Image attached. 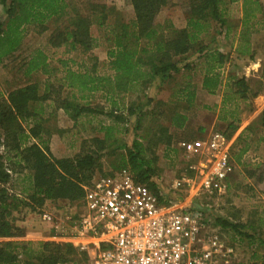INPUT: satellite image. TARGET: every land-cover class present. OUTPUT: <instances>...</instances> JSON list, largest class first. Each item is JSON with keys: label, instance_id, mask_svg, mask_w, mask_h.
Wrapping results in <instances>:
<instances>
[{"label": "trees", "instance_id": "1", "mask_svg": "<svg viewBox=\"0 0 264 264\" xmlns=\"http://www.w3.org/2000/svg\"><path fill=\"white\" fill-rule=\"evenodd\" d=\"M127 1L133 6L134 18L119 26H107L108 34L112 36L108 37V41L112 42L107 52L111 71L108 75L98 72L96 62L92 68H66L63 84L47 79L41 87L40 83L31 82L11 90L6 98H0V264L88 262V254L79 251L70 242L4 238L23 236L24 230L14 216L21 209L30 214L42 210L48 201L58 200L78 202L81 206L83 186L90 182L99 167L98 153L116 143L118 147L127 150L123 157L124 164L135 178L146 183L156 193L161 192L162 200L169 198L153 179L159 171L157 148L167 128L157 125L153 136L146 143L138 138L130 145L120 143L121 136L126 132V120L115 111L126 93L144 90L158 77H170L181 67L187 68L188 64H183V56L202 53L206 49L202 35L207 32L211 21L222 23L223 0H188L185 5L186 26L171 27L166 32L158 26L156 19L169 0ZM0 4L4 10L0 17V63L10 58L22 44L24 24L44 25L49 18L64 15L67 6L65 0H0ZM91 11L97 15L100 25L106 23V5L93 3ZM91 17L77 14L73 27L53 33L50 44L53 47H64L65 53L79 47L83 48L84 53L88 52L95 46L90 31ZM47 58L41 49L34 50L26 62L24 74L29 76L39 70L48 74ZM61 62L67 66L64 60ZM64 86L73 91L71 96H62ZM98 91H102V95L113 106L111 114L114 115V124L99 127L97 130L102 131L103 136L83 140V147L74 156H55L49 147L46 108L62 109L74 121L82 115L104 114L105 109L101 104L90 102V98ZM80 100L87 101L81 103ZM133 109L132 106L128 109L129 114L134 113ZM88 141L91 146L86 147ZM167 142L170 143V140ZM24 171L31 173L27 195L9 193L2 185L14 173ZM215 220V225L232 227L239 232L238 224L223 217H216Z\"/></svg>", "mask_w": 264, "mask_h": 264}, {"label": "rangeland", "instance_id": "2", "mask_svg": "<svg viewBox=\"0 0 264 264\" xmlns=\"http://www.w3.org/2000/svg\"><path fill=\"white\" fill-rule=\"evenodd\" d=\"M65 2L67 6L64 15L53 16L44 25L28 23L22 26V44L10 58L4 59L0 63V98H6L11 90L31 82H38L41 87L47 79L63 84L66 68H72L73 70L85 67L92 68L96 62L100 74L108 75L111 72L107 52L112 44L108 41V37L112 36L108 34L109 29L107 26H119L121 23L133 19V6L127 0H65ZM186 2L188 0H169L167 7L163 8L157 16L158 26L163 27L166 32L168 28L175 27V25L183 26L186 24ZM93 3L106 5L108 17L104 25H100L97 15L92 14L91 6ZM3 13V6L0 4V17ZM77 14L89 15L90 17L92 14L90 31L95 39V46L86 53H84L82 47L70 53H65L64 47H53L49 40L51 35L58 30L72 28ZM212 22L208 26L207 32H204L202 36L208 32H219L221 25L215 23L214 26ZM36 49H41L47 55L49 72L47 74L39 70L26 76L24 74L27 66L26 62ZM61 60H64L67 66H63ZM185 73L182 71L177 73L170 80V85L172 82L186 80ZM199 75V72H197L194 80H197L200 77ZM141 91V89H138L126 93L123 101H120L117 106L119 108L115 112L121 114L126 120L124 124L126 132L121 136L120 143L125 142L130 145L135 138L146 143L148 138L150 139V136H153L155 132L157 122L153 119V115L148 113L154 108L155 103L144 106L145 100H141V97L145 96V92L142 93ZM72 92L71 89L64 86L62 96H71ZM74 92L76 91L74 90ZM153 93L154 90L151 89L149 94L152 95ZM76 94L79 95L78 92ZM102 94V91L96 92L90 98V102L101 104L105 109V113L93 116L82 115L77 121H74L62 109L46 108V115L48 116L46 126L50 132L49 147L55 156H74L83 147V140H90L94 136H103V132L97 130L99 127L114 124V115L111 114L113 106ZM86 101L80 100L81 103ZM131 106L134 108V113L129 114L128 109ZM138 119H141L140 122ZM137 126L139 127L136 128ZM90 144L88 141L85 145L89 147ZM118 146L116 143L98 153L99 167L96 169L95 175L109 173L114 170L129 169L124 164L123 158L127 150ZM91 148L93 149V147ZM170 152L158 154L159 171L157 176L153 177L156 179L154 181L157 186L164 190L169 198L176 200L182 206L189 208L203 207L207 218L212 224L216 221V217H223L238 224L239 232L232 227L222 225H216V227L221 234L233 244L235 243L240 264H264V177L258 184L257 175L260 170L242 167L236 171L239 175L236 185L235 182L232 183L231 189H228L225 194L212 197L206 195L195 197L194 190H187V188L176 190L172 188L173 180L184 173L190 158L186 154H172ZM262 171L264 174V170ZM29 176H31L29 171L14 173L13 177L2 186L9 193L26 196L27 188L30 185ZM80 207L78 202L70 203L58 200L55 202L48 201L42 210H35L30 214L24 213L25 211L21 209L19 212H15L14 216L24 230L23 236L4 238V240L70 242L79 251L88 254L89 259L86 264H91L89 255L91 250H82L76 245L90 242L88 238L78 235L74 229L75 214ZM44 211L52 215L54 222L47 221L42 217Z\"/></svg>", "mask_w": 264, "mask_h": 264}, {"label": "built area", "instance_id": "3", "mask_svg": "<svg viewBox=\"0 0 264 264\" xmlns=\"http://www.w3.org/2000/svg\"><path fill=\"white\" fill-rule=\"evenodd\" d=\"M180 147L190 159L172 188L225 194L234 171L227 134L214 130L204 143L183 140ZM83 187L74 229L90 241L76 245L91 250V264H240L235 243L202 208L162 200L129 169L97 174ZM42 217L54 222L46 211Z\"/></svg>", "mask_w": 264, "mask_h": 264}, {"label": "crops", "instance_id": "4", "mask_svg": "<svg viewBox=\"0 0 264 264\" xmlns=\"http://www.w3.org/2000/svg\"><path fill=\"white\" fill-rule=\"evenodd\" d=\"M221 14L219 32L202 36L206 49L184 55L183 64L188 67L170 77H158L141 91L145 92L141 100L155 103L148 113L158 126L167 128L157 148L159 155L167 151L185 155L181 141L204 143L214 130L227 134L234 164L230 190L242 167L260 170L258 184L264 177V0H223ZM181 71L186 72V80L170 85ZM197 72L200 77L194 80Z\"/></svg>", "mask_w": 264, "mask_h": 264}]
</instances>
